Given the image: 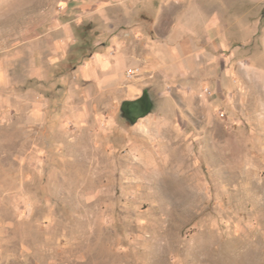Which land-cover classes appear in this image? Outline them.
Returning a JSON list of instances; mask_svg holds the SVG:
<instances>
[{"label": "rangeland", "instance_id": "rangeland-1", "mask_svg": "<svg viewBox=\"0 0 264 264\" xmlns=\"http://www.w3.org/2000/svg\"><path fill=\"white\" fill-rule=\"evenodd\" d=\"M0 264H264V0H0Z\"/></svg>", "mask_w": 264, "mask_h": 264}, {"label": "water", "instance_id": "water-1", "mask_svg": "<svg viewBox=\"0 0 264 264\" xmlns=\"http://www.w3.org/2000/svg\"><path fill=\"white\" fill-rule=\"evenodd\" d=\"M125 106H127L130 113L132 114L143 113L142 117L149 115L152 109L151 100L149 98H144V97L135 101L126 102ZM130 121L134 122L135 120H130Z\"/></svg>", "mask_w": 264, "mask_h": 264}, {"label": "flooded vegetation", "instance_id": "flooded-vegetation-1", "mask_svg": "<svg viewBox=\"0 0 264 264\" xmlns=\"http://www.w3.org/2000/svg\"><path fill=\"white\" fill-rule=\"evenodd\" d=\"M149 95L145 94L144 98H149ZM143 98V97H142ZM150 99V98H149ZM124 115L129 119V120H136L140 119L143 116V113H138V114H132L130 113L129 109L126 107H123Z\"/></svg>", "mask_w": 264, "mask_h": 264}]
</instances>
